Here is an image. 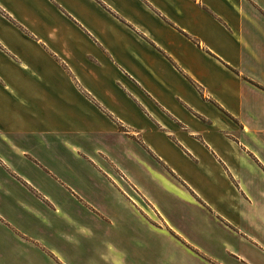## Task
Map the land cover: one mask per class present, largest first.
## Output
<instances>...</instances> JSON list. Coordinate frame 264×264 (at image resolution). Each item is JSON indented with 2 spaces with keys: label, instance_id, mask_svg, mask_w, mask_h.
Returning a JSON list of instances; mask_svg holds the SVG:
<instances>
[{
  "label": "crops",
  "instance_id": "obj_1",
  "mask_svg": "<svg viewBox=\"0 0 264 264\" xmlns=\"http://www.w3.org/2000/svg\"><path fill=\"white\" fill-rule=\"evenodd\" d=\"M44 11L92 35L81 17L98 34L89 54L64 53L98 59L96 68L78 64L79 81L90 86L95 105L76 100L74 85L66 101L58 87L53 96L52 87L28 66L27 59L57 55L44 48L61 41L57 28L43 37ZM84 43L78 35L76 47ZM106 85H132L126 98L135 101L136 111ZM138 91L150 104L141 102ZM203 101L223 118H208ZM194 112L210 123L205 130H226L237 139L229 142L228 154L262 165L241 183V202L244 219L263 216L264 192L251 188L264 183V0H0V264H27L28 256L40 264H110L102 252L92 256L98 246L115 253L108 237L116 244L121 238L126 247L134 237L144 246L170 248L182 259L183 251L173 248L174 225L181 220L174 216L188 204L205 209L163 170L149 168L146 153L176 173H193V163L181 165L166 151L172 136L165 120H187ZM75 121L87 133L77 139L79 147L73 136L68 140ZM153 133L158 137L150 144ZM116 171L140 192L144 205L136 200L134 205L108 183ZM57 203L65 205L62 216L87 225L66 230L44 225L52 214L59 218ZM39 204L46 207L45 217ZM81 245L84 253L75 250Z\"/></svg>",
  "mask_w": 264,
  "mask_h": 264
},
{
  "label": "rangeland",
  "instance_id": "obj_2",
  "mask_svg": "<svg viewBox=\"0 0 264 264\" xmlns=\"http://www.w3.org/2000/svg\"><path fill=\"white\" fill-rule=\"evenodd\" d=\"M78 18H80V20L85 23L84 25L93 32L92 35L86 32L87 29L84 26H81L84 31L77 28L69 29L66 27L67 24H64L65 20L60 18V21H57L48 16L46 11H44L43 29L46 28V31L43 37L46 38V32H50L57 28L59 31L57 36L61 40L58 42L59 47H56L54 44L53 46H46L44 44V48L52 54L57 53V55L56 57L44 56L42 59L37 58L32 61L27 59V64L42 78L44 85H50L52 87L53 96H57V94H55V87H58L59 91L63 93V95L58 94L59 98L63 97L64 101H66L67 95L68 93L70 94L74 85V90L77 91L75 93L76 100L85 99L93 103L96 97H93L86 89L90 88V86L82 85L79 81L81 77L78 64L79 62L84 64L90 63L91 66L96 68L98 59L83 57L73 58L64 54L69 53L75 56L89 54L88 51L93 50L94 47L97 48V44L99 43V36L90 27L89 22L83 20L81 17ZM78 35L86 41L84 47L80 49L76 47ZM91 45L95 46L93 47ZM99 53L100 52L95 51L94 54L100 55ZM51 77H53L56 85H51ZM106 86L116 93L118 97L117 100L121 101L124 106L136 111L135 101L130 97H128V99L126 98L131 92L130 90L134 89L132 85ZM200 87L201 90H205L203 88L204 86L201 85ZM94 94L96 95V93ZM137 94L141 98L142 103L150 104L145 93L138 91ZM93 104L95 105V103ZM203 105L205 108L204 110L207 111L205 113L208 115V118H223L216 113V110L210 111L205 107V103ZM128 112H130V110H128ZM194 113L195 114H192L187 120L183 117H181V120H173L170 118H168L169 120H165L166 128L169 129V135L172 136L170 140L166 139L168 144H166L167 146H165V149L168 152L171 151L169 154L180 161L181 165L193 163L194 168H192V170H195H193V173L190 172L192 174L177 171V173L180 174L179 176L176 172L170 170L163 160L158 161L157 159H153L146 153L147 158L152 159L149 161V168L157 172L163 170L164 172H162L167 180L172 183H177L183 188L184 192L192 197L193 203H201L205 209V211L194 210L195 206L191 205V208L190 204H188L189 201L186 200V204H188L189 207H185L186 204H184L185 210L174 216L181 217V220H179V226L174 225L177 232L173 235V248L178 252H180L179 249L183 251V253L181 251L182 259L172 256L170 248L144 246L141 245V240L134 237L130 238V247L123 245L120 241L121 238L118 244H116V239L108 237L109 244H113L114 247L116 245L115 253L112 250H107L105 246H98V250L92 251L93 257L105 255L110 264H264V215L252 213L248 219H244L242 213L243 204L241 202V199L244 197L241 183L244 179L253 176L254 173H256L254 170L261 169L262 165L260 166L259 163L255 162L249 153L246 155L252 159L254 164L252 166L244 164L242 160L238 161L234 154H228L229 142L233 141L236 143L237 139H233L226 130H205L206 126H209L210 123L208 125L205 122V117L199 112ZM58 115H61V112H59ZM73 124L74 131L68 135V140L70 141V138L73 136L74 138L71 140H74L76 146L79 147L77 139H85L87 133L81 128L77 121L73 122ZM70 125H72V121ZM125 128L123 125L120 129L123 132L129 133V131H127L129 129ZM59 129H61V127ZM138 133L141 140H144V132L140 130ZM178 133H180L181 136H179L182 140L177 136ZM82 136H84V138H82ZM157 137L158 134L153 133L150 138L151 140L148 142L154 144L155 138ZM145 140L147 141V139ZM145 140L144 143H146ZM178 140L183 143L178 142ZM169 141L172 142V144H170ZM187 148L189 151L191 150L194 155H192L191 151L189 152ZM202 148L204 149L203 151L201 150ZM261 156L264 158V155ZM97 157L99 159L100 156L97 155ZM146 161L148 162L147 159ZM143 166L147 169V165L143 164ZM189 167L191 166L189 165ZM115 174V178L107 177L108 183H110L116 191L123 193L131 201L133 200L132 202H134V205H137L136 202H141L144 205L142 198V201H138L141 197L140 192L128 182L125 176H122L118 171H116ZM256 175H258V172ZM181 177H183L184 180H182ZM251 189H260L264 192V183L261 186L258 185ZM246 200L250 201V199L247 198ZM57 207L59 218L57 219L52 214L51 218L49 217L46 219L47 222H45L44 225L49 227L53 226L55 228L58 227L62 230H66L67 225H71V228H78L79 226H76V224H80L82 227L87 225V223L80 219L72 221L62 216L66 214L65 205L63 206L57 203ZM144 207H147V205L145 204ZM40 212L44 217L46 216L45 205H40ZM221 215L229 218L234 225L227 222ZM217 223L218 225L219 223L221 225H228L229 228L225 230L221 226H218ZM37 245L40 247L41 251L43 250L49 257H56L52 251L44 246H40L38 242ZM75 250L79 253H84V245H81ZM101 252L102 254L100 255ZM27 264H40V260L28 256ZM41 264L47 263L42 262Z\"/></svg>",
  "mask_w": 264,
  "mask_h": 264
}]
</instances>
